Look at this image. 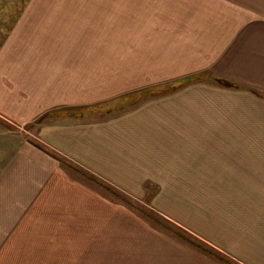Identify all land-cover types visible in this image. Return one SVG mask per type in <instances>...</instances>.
Returning a JSON list of instances; mask_svg holds the SVG:
<instances>
[{"label": "crops", "instance_id": "obj_1", "mask_svg": "<svg viewBox=\"0 0 264 264\" xmlns=\"http://www.w3.org/2000/svg\"><path fill=\"white\" fill-rule=\"evenodd\" d=\"M254 3L0 0V117L56 114L35 124L41 139L9 143L0 157V215L24 214L41 194L62 199L65 163L55 155L126 193L153 181L163 201L215 176L231 244L213 249L234 264H264V7ZM111 39L120 45L96 54L95 41ZM98 83L102 94L124 93L110 112L68 108L96 102ZM167 238L171 246L158 247L166 264H227Z\"/></svg>", "mask_w": 264, "mask_h": 264}, {"label": "rangeland", "instance_id": "obj_2", "mask_svg": "<svg viewBox=\"0 0 264 264\" xmlns=\"http://www.w3.org/2000/svg\"><path fill=\"white\" fill-rule=\"evenodd\" d=\"M128 1L134 3L135 0ZM229 1L234 3L235 0ZM238 1L242 4L247 0ZM251 1L257 8L264 7V0ZM85 43L81 48H88V41ZM95 43L101 50L96 51L97 54L104 52L100 47L105 45L106 50L113 49L121 42L111 39ZM128 43H135L134 35L129 37ZM94 59L95 67L101 66L102 59L97 56ZM195 79H200L199 75L194 76ZM174 82H189V78L176 77ZM112 84L119 83L112 81ZM102 87L97 86L96 102L88 107L73 105L68 108L86 107L90 118L101 119L110 112L108 107L117 102L116 97L124 94L114 98L108 93L102 94ZM55 115V112H47L34 122H10L0 117V157L7 154L9 143L18 145L25 138L41 139L35 133L38 126L35 124ZM31 133H35L34 136ZM63 158L59 160L65 163L64 182L67 184L61 200L58 195L55 198V195L41 194L37 200H32L29 211H25L26 206L23 208L24 214L29 215L8 210L12 208H6L5 214L0 215V264H166L167 260L159 256L158 247L164 251L167 244L171 246L167 238L171 235L182 241L185 238L197 240L210 249H217V243L229 245L223 235L221 186L215 183V176L208 177L207 185H180L178 188L183 193L178 200L163 201L153 181L141 185L144 194L126 193ZM7 220L16 221V225L3 226ZM224 251L225 257H235L229 250ZM191 256L197 263L198 258L192 252Z\"/></svg>", "mask_w": 264, "mask_h": 264}, {"label": "trees", "instance_id": "obj_3", "mask_svg": "<svg viewBox=\"0 0 264 264\" xmlns=\"http://www.w3.org/2000/svg\"><path fill=\"white\" fill-rule=\"evenodd\" d=\"M221 83H224L226 85H231L230 82H226V81H222V80H219ZM55 157H57L59 159V157L57 155H55ZM185 238V237H184ZM184 240H187L188 243L192 244L193 246L197 247L198 249H200L201 251L215 257V258H218L222 261H224L225 263L227 264H234L232 261L224 258L221 254H219L217 251H215L214 249H210V248H207L205 246H203L200 242H198L197 240H192L190 238H185ZM186 241V242H187Z\"/></svg>", "mask_w": 264, "mask_h": 264}]
</instances>
